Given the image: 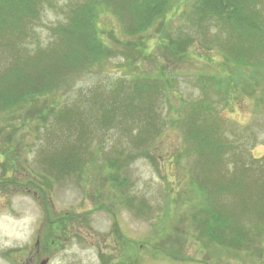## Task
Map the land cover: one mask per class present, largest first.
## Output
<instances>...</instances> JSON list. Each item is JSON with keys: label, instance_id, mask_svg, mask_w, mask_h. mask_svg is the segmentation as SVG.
<instances>
[{"label": "rangeland", "instance_id": "obj_1", "mask_svg": "<svg viewBox=\"0 0 264 264\" xmlns=\"http://www.w3.org/2000/svg\"><path fill=\"white\" fill-rule=\"evenodd\" d=\"M43 1L42 7L36 8L39 12H28L22 30L13 23L0 27L3 89H12L15 81L23 80L15 76L16 66L23 72L27 68L42 72L51 66L47 57H36L37 47L48 45L54 39L53 28L60 23L69 26L75 7L90 0ZM187 1L193 0H174L169 18L141 33L129 29L131 21H125V13L102 8L97 31L106 55L102 64L92 63V55L79 48L71 31L78 19L72 18L68 38L78 54L71 60L64 57L70 45L54 48L52 58L59 60L52 61L51 74L40 80L62 79L37 102L38 109L45 102H57L55 115L37 126V121H31L22 110L16 117L10 116L5 127L0 124V264H129L130 258L134 264V257L137 264H264V234L257 236L260 229L254 236L255 244L262 248L260 256L253 246L251 255L244 251L233 255L221 246L216 250L217 243L207 246L196 238L198 230L191 219L196 195L184 172H189L194 156H210L208 168L198 169V180H206L205 184L209 180L214 187L222 175L227 178L224 172L233 170V160H229L236 156L245 164L256 160L260 168L255 171L264 178V94L253 93L248 87L230 89L226 94L213 82L205 87L201 76L227 74L234 66L223 64L224 54L218 46L204 44L202 34L194 29L195 22L181 21ZM121 3L116 2V6L121 8ZM260 7L264 20V0ZM217 20L206 25L214 33L211 37L222 35L215 27ZM161 29L164 39L159 38ZM178 32L183 37L192 36L194 44L177 60H171L163 46H168L171 38L173 44L178 43ZM260 57L264 61V56ZM25 59L30 60V66H25ZM81 59L90 63L89 68L80 71L74 65ZM160 65L171 80L168 89L163 86L153 104L126 109L123 103H132L125 98L129 94L126 90L133 86L130 75L155 74ZM254 76L263 84L264 70L256 69ZM241 77L244 85L252 76ZM200 101L208 107L200 116L207 117L213 129L210 136L215 131L228 143L223 155H217L213 147L203 149L205 145L199 141L208 137L207 132L195 135L186 120ZM99 105L109 108L108 115ZM61 114L67 118L62 119ZM207 119L200 117L198 121ZM203 126L198 128L203 130ZM62 144L77 152L72 159L74 164H83L82 171L62 174L59 168L51 167L53 156L47 151H57ZM213 156L226 158L220 161ZM112 164L115 168L124 165L117 171L118 183L125 184L124 197L119 184L108 177ZM140 201L144 203L142 211L136 209ZM243 222L249 221L245 218ZM171 253L182 258L172 259Z\"/></svg>", "mask_w": 264, "mask_h": 264}, {"label": "trees", "instance_id": "obj_2", "mask_svg": "<svg viewBox=\"0 0 264 264\" xmlns=\"http://www.w3.org/2000/svg\"><path fill=\"white\" fill-rule=\"evenodd\" d=\"M119 1L122 2L121 8L119 5L116 6V2ZM173 1L90 0L82 6L78 5L75 7L76 11L72 13L73 16L68 20L70 22L68 25H71L72 18L76 16L78 20L73 21L71 27L72 35L78 39L79 48L82 47V49H85V51L92 55V63L97 61L99 64L105 55L104 44H102L100 35L98 34L99 32H97L99 27L98 15L102 8L125 13V21H131L129 29L135 31L134 33H141L152 28L157 23L162 25L163 21L165 22L169 18V11L172 12L174 9L172 5ZM43 2V0H0V27L6 26L8 23H13L17 29L22 30L25 27L28 12H39L40 10L36 8L42 7ZM262 3L263 0H193L191 3L187 1V10L181 15V18H184L181 21L189 24L195 22L193 25L197 27L193 28L198 30V35H200L199 33L202 34L200 38H203L201 40L204 44L213 43L218 46L224 54V60L222 59L223 64L226 66H234L231 72L227 74H211L207 78L201 76L200 80L207 84L205 87H208L210 82H213L222 93L226 94L230 89L236 91L244 87H248L253 93L260 91L261 96L264 94V82L262 84V80L254 76L256 69L261 68V70H264V61L260 57V54L262 57L264 56V20L261 19V13L258 11ZM215 18L218 19L215 22V27L222 30V35L211 37L214 33H211L210 28H207L206 25L209 23V20ZM32 21L30 20V23ZM69 26L64 23L58 24L52 31L54 39L45 47H37L35 51L36 57L40 56L43 60L48 59L51 62V66L44 67L42 72L36 71V68L30 72L27 68L23 72L20 67L16 66L14 74L15 76L23 77V80L15 81L12 84L14 85L12 89H3L0 86V124L4 127L5 122L9 123L10 116L16 117L15 113L22 110H25L31 121H37V126L45 124L47 122V116L55 115L54 109L57 106V102L52 105L45 102L40 109L37 107V102L40 97L50 94L54 85L60 83L62 79H49L44 82L40 80L44 77L47 78L51 74V67L54 64V62L52 64V61L59 60L56 57L52 58V52L57 50L54 48H58L59 45L68 48L70 45V48L64 52V57L71 60H74L78 54V49L71 45L70 39L68 38L67 29ZM134 33L132 32L131 34ZM181 34L182 32L177 33L179 37L177 40L178 43L174 41V44L172 43V38L169 39V36L166 37V39H169L167 40L169 44L168 46L164 44L163 50L164 53L166 52L165 56L170 57L171 60H177L180 57L179 55H182L187 48L194 44L192 36L187 34L183 37ZM194 34L197 33L194 31ZM164 37L163 30L161 29L159 31V38L164 39ZM8 44L10 46H16L15 43ZM93 55H96L97 58L93 57ZM36 57L35 60L39 61ZM26 65L30 66V60L25 59ZM35 65L37 66L38 64ZM74 65L82 71L83 67L89 68L90 63L87 65V62L81 59L80 62L74 63ZM159 67V71L155 74L145 71V73L134 72L130 75L129 82L133 86H130L129 89L127 88L128 90L126 91H129V94L125 98L129 100V104L130 100L132 103L129 106L127 103L122 102L126 109L134 105L141 107L147 106L148 102L153 104L152 101L155 95L161 93L163 86L165 89H168L171 80L168 78L169 76L166 73L165 67L161 65ZM242 74L243 76L246 74L252 76L250 80L245 79L248 81L244 84L246 86L243 85L244 82H240ZM29 78L30 81L28 80ZM38 81L40 84H37ZM140 91H143V93L141 94ZM28 105H30V111ZM99 107L104 112L106 111L108 115L109 108L102 107V105H99ZM206 107V103L200 101L198 107L190 110L189 116L186 115L188 116L186 120L192 127L195 135L200 136L204 131L207 132L208 137L202 139L203 141H199V143L205 145L203 149L213 147L217 155H223V150H227L228 143H225L220 135H218L219 133L215 131L214 136H210L212 135L213 129H211L212 127L209 125L210 123L207 117L200 116V111L206 110ZM66 115L62 116L61 114V118H67ZM200 117L207 119V121H198ZM219 119L220 123L226 124L223 118ZM22 123H25V121H22ZM201 124H204L203 130L198 128ZM10 140L9 138L6 141L10 142ZM47 153L49 156H53L51 167L59 168L61 170L60 173L70 174L72 172L82 171L83 164L80 162L74 164L72 159L73 156L77 155V152L69 150L67 145L62 144L61 149L57 151L53 149L50 153L48 151ZM213 157L214 159L219 158L220 161L226 158L225 156ZM235 158L236 156H232V159L229 160H233V170L224 172L227 178L225 179L222 175V180H218L217 184L213 187L209 180L208 184L206 183L207 186H205L206 180L201 182L198 180V169L200 167L205 170L208 168L210 156H194V160L189 166V172H184L185 178L194 187L196 195V203L195 207L193 206V213L191 215L192 223L198 230L196 238L200 242L203 241L204 245L208 246L211 243H217L218 245H214L216 250L219 249L217 246H221L225 250V253H232L233 255H239L242 251L245 254L249 252L251 255L252 249H254L252 248L253 246L255 249H259L260 256L262 255V248L260 245L257 246L255 244L254 236L258 233L257 231L259 229L262 232L261 234L258 233L257 236L264 234V226L256 225L257 222H259V225H264V182H261V179L264 180V178H260L261 174L255 171L260 168V165L256 164V160L245 164ZM177 160L174 163H177ZM123 167L124 165H120L115 168V165L112 164L109 166V170L112 173L110 174L109 172L110 175L108 174L111 182L119 184L117 188L123 192L121 194L122 197H124L125 184L120 185L121 183H118L117 176L119 172L117 171H120ZM245 179L249 180L247 181ZM3 182L6 183L9 181ZM44 194L45 192L43 191V199ZM142 202L140 201L139 206L137 208L134 207V210L136 208L142 211L144 208V203ZM245 218L249 222H243ZM261 237L264 240V236ZM152 250L159 252V249L155 250L152 248ZM170 255H172V259H178L177 257L182 258L175 253H171ZM132 260L133 258L128 260L129 264H132ZM134 264H137V257H134Z\"/></svg>", "mask_w": 264, "mask_h": 264}, {"label": "water", "instance_id": "obj_3", "mask_svg": "<svg viewBox=\"0 0 264 264\" xmlns=\"http://www.w3.org/2000/svg\"><path fill=\"white\" fill-rule=\"evenodd\" d=\"M41 264H45V261H43Z\"/></svg>", "mask_w": 264, "mask_h": 264}]
</instances>
